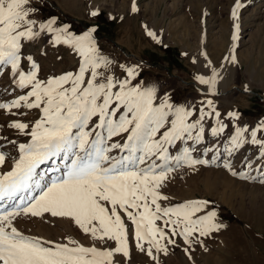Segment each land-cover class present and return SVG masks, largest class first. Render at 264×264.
Segmentation results:
<instances>
[{
	"label": "snow or ice",
	"instance_id": "obj_1",
	"mask_svg": "<svg viewBox=\"0 0 264 264\" xmlns=\"http://www.w3.org/2000/svg\"><path fill=\"white\" fill-rule=\"evenodd\" d=\"M43 3L0 0V78L10 85L0 93L7 118L0 124V264H122L133 244L151 264L178 248L189 260L195 245L207 251L204 238L225 227L218 212L207 199L172 203L164 188L175 168L221 157L233 177L255 180L258 172L264 184V121L241 125L239 113L229 111L225 122L212 99L176 102L143 83L139 64L117 65L102 55L95 27L78 34L45 16ZM243 7L235 0L231 10L233 41ZM138 10L132 0L130 11ZM60 48L79 58L76 68L45 73L33 50L46 58ZM202 55L211 75L194 79L207 86L205 95L215 94L219 73ZM225 59L237 63L235 44ZM209 134L214 140L205 146ZM198 150L211 160L194 157ZM46 215L72 221L92 244L46 240L16 227L23 217Z\"/></svg>",
	"mask_w": 264,
	"mask_h": 264
},
{
	"label": "rangeland",
	"instance_id": "obj_2",
	"mask_svg": "<svg viewBox=\"0 0 264 264\" xmlns=\"http://www.w3.org/2000/svg\"><path fill=\"white\" fill-rule=\"evenodd\" d=\"M73 2L44 0L40 6L45 16L58 17L78 34L95 27L102 55L117 65L139 64L143 83L169 92L176 102H196L199 106L201 100L212 99L225 122L229 111L239 113L241 125L254 126L264 121V0H241L244 7L238 21L239 39L231 43L228 39L234 31L231 10L235 0H136V13L130 11L132 0ZM92 11H98V16L92 17ZM145 25L162 43L147 36ZM233 44L235 64L225 59L230 57ZM33 52L49 74L74 70L79 59L67 48H60L58 53L49 50L46 58H41L35 49ZM202 53L207 54L219 73L215 94L205 95L207 86L194 79L196 75H211ZM9 86L6 77L0 78V93ZM6 119L0 113V124ZM4 134L0 130V135ZM213 140L209 134L205 146ZM253 151L249 150L247 156H252ZM193 156L212 158L211 153L201 156L199 150ZM224 159L195 169L180 166L171 173L164 188L170 201L207 199L225 227L204 238L207 251L195 245L192 260L178 248L167 257L161 256V264H264V184L258 172L253 173L255 180L233 177L223 168ZM16 227L26 235L46 240L66 242L65 237L70 236L85 246L92 244L67 219L23 217ZM131 247L130 261L123 260L122 264H151L134 244Z\"/></svg>",
	"mask_w": 264,
	"mask_h": 264
},
{
	"label": "crops",
	"instance_id": "obj_3",
	"mask_svg": "<svg viewBox=\"0 0 264 264\" xmlns=\"http://www.w3.org/2000/svg\"><path fill=\"white\" fill-rule=\"evenodd\" d=\"M80 1H81V0H80ZM74 2H76V0H74ZM74 2H73V3H74ZM230 35H231V34H230ZM232 41H233V40H232L231 38L228 39V42L231 43Z\"/></svg>",
	"mask_w": 264,
	"mask_h": 264
}]
</instances>
